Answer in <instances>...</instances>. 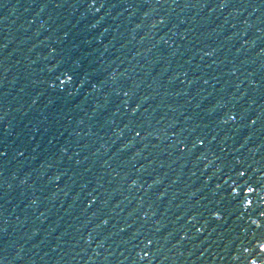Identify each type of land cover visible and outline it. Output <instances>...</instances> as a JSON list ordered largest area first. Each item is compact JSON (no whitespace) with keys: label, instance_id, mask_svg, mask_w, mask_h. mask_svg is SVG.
Masks as SVG:
<instances>
[{"label":"water","instance_id":"obj_1","mask_svg":"<svg viewBox=\"0 0 264 264\" xmlns=\"http://www.w3.org/2000/svg\"><path fill=\"white\" fill-rule=\"evenodd\" d=\"M0 264H264V0H0Z\"/></svg>","mask_w":264,"mask_h":264}]
</instances>
